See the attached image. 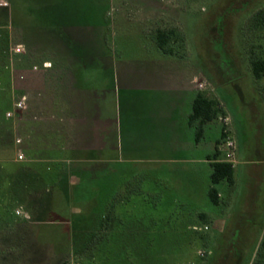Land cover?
Here are the masks:
<instances>
[{"label":"rangeland","instance_id":"rangeland-1","mask_svg":"<svg viewBox=\"0 0 264 264\" xmlns=\"http://www.w3.org/2000/svg\"><path fill=\"white\" fill-rule=\"evenodd\" d=\"M26 1L33 0H0V264H264V214L214 204L205 168L196 182L181 177L185 198L174 200L173 170L194 165L159 159L169 129L150 116L170 104L152 85L173 69L156 62L199 66L204 94L223 109L210 124V144L221 123V149L230 136L238 158L254 162L245 170L257 180L264 76L255 77L252 60L264 59V0H96L106 23L97 28L95 62L86 81L65 88L55 73L43 75V62L63 55V39L42 37L39 10ZM159 31L169 33L164 49ZM144 82L147 89H138ZM21 95L23 110L14 105ZM105 125L108 132H98ZM93 140L102 147L89 149ZM220 157L227 159L224 150ZM27 167H44L46 180L30 179L29 195L13 190L17 181L8 190L11 175ZM83 168L94 172L81 178ZM182 202L209 217L182 218Z\"/></svg>","mask_w":264,"mask_h":264},{"label":"crops","instance_id":"crops-1","mask_svg":"<svg viewBox=\"0 0 264 264\" xmlns=\"http://www.w3.org/2000/svg\"><path fill=\"white\" fill-rule=\"evenodd\" d=\"M26 2L29 4L28 7L32 8V5L34 7L37 6L36 9L39 10L36 25L43 32L42 37L51 36L63 39V44L59 46L58 53H62L64 56L61 55V58L56 62L52 59H47L45 62L50 63V66L45 67L43 62V75L49 77L50 74L55 73L57 83L64 88L72 81L73 83H77V80H80L81 83H83L82 81H86L88 75L86 76L85 72L90 70L97 54L94 51L96 35L99 32L97 28H102V25L106 23L104 10H101V7L104 8L105 6L99 4L96 0H33L32 2ZM30 8L29 10H31ZM156 64H160L163 67L169 66L173 69L162 72L161 81L156 85L151 84L155 90L170 95V104L162 107L159 114L157 112L150 114L162 128L169 129L168 137L163 138L162 140L164 141L157 147L160 152L159 159L167 157L172 163H189L194 165V169L191 171L184 169L173 170L174 178L171 181L174 184L171 186V192L174 194V200L178 202L185 198L183 187L179 188V183L188 181V178L181 179V177L187 176L189 173L193 175L189 180L196 182L198 181V172L202 168H205L209 175L210 184L207 189L209 197V189L212 185V162L214 161L211 156L216 150H222L221 142L219 143L222 140V125L221 123L219 125L220 138L216 139L211 145L208 133L211 122L216 120V118L202 125L200 135H198L201 126L200 119H190V116L194 112L195 98L199 92L204 93V77H206V74L199 66H194L193 64L171 60H159ZM138 85V89H147L145 82ZM85 86H83V92H87L89 89ZM88 108L90 109H87V111H91V105ZM228 119L229 116H226L225 121ZM218 120H221L220 116ZM107 127L105 125L99 131L95 128V132L104 130L106 133L108 132ZM92 128L89 129L90 133H94ZM91 143L93 145L89 149L102 147L100 145L101 142L98 143V141L93 140ZM94 144L99 145L94 146ZM238 154L239 151H237L236 159L234 160V182L232 185L228 183L230 189L226 190V181L217 184H224L221 189L217 187L219 190L218 205L225 204L226 207L234 206L238 213L262 215L264 214V169L260 168L257 170L262 172V174L256 177L257 180H253L254 176L245 170V166L254 164V162L244 161L238 158ZM261 163L258 162L257 164ZM155 179L162 182L161 177ZM187 205V202H182V204L177 206L181 208V211L175 213L182 216V218H186L188 214L194 213H197L203 219L209 217L205 212H196V210L193 211L192 209L187 210ZM257 219L253 218V221L256 222L258 221ZM259 229V239L262 240L264 236V220Z\"/></svg>","mask_w":264,"mask_h":264},{"label":"trees","instance_id":"trees-1","mask_svg":"<svg viewBox=\"0 0 264 264\" xmlns=\"http://www.w3.org/2000/svg\"><path fill=\"white\" fill-rule=\"evenodd\" d=\"M22 3H25V1H22ZM168 38H169V33L165 31H159L157 35V45L159 46V48L161 49L165 48V44ZM252 70L256 78L258 79L262 78L264 76V59H253L252 60ZM221 112H223V109L219 107V102L217 99L209 97L202 92H199L194 101V112L190 116L191 120L200 119L201 126L198 131V135H200L202 131V125L206 123L207 121H211L217 118ZM224 136H225L224 132H222V138ZM220 142L221 140L219 141V143ZM211 158L214 161L212 162V167H213L212 168L213 170L211 173L212 185L209 189V197L213 203L218 204L219 203V190L216 185L221 183L222 181H226L231 185L233 184L234 182V163L220 157L219 150H216L215 153L211 156ZM27 169L28 171L26 170V173L23 176L21 174H18L15 176L11 175V179L8 181L9 182V186L7 187L8 190H12L11 189L12 184L14 185V182L17 181V182H20L21 186L17 188H13V190L14 191L19 190L21 193H24L23 191H25L26 189L27 190L26 193L29 195L26 185L29 184L30 179L43 178L44 180H46L44 177L45 175H43L45 171L44 167H41L40 171H38L37 169L34 170L31 167H27ZM92 171L88 168H83L81 169V172L79 173V175H81L80 177L82 178L85 174L89 172L91 173ZM3 181H5V179ZM105 204L108 207V203H104L103 206ZM103 206H100L97 212L95 211L94 212L99 213L98 211H101ZM262 245L264 246V236L262 239Z\"/></svg>","mask_w":264,"mask_h":264},{"label":"built area","instance_id":"built-area-1","mask_svg":"<svg viewBox=\"0 0 264 264\" xmlns=\"http://www.w3.org/2000/svg\"><path fill=\"white\" fill-rule=\"evenodd\" d=\"M51 64L48 63V62H44V66H50ZM35 68H37V66H35ZM27 100H28V97L27 95H21L17 100L16 102L14 103L15 107L18 108L19 110H23V109H26L27 108ZM7 116L10 117L14 114L13 111H8L7 113ZM18 141H20L18 139ZM222 150H224L225 154H226V157L228 161H233L234 158H235V154H236V150H237V145L235 143V141L230 137V136H227L226 137V141H225V147L224 149L222 148ZM18 158L19 159H23L24 158V153L19 150L18 151ZM25 216H28L27 213H25ZM195 228H197L195 226ZM200 254L204 255V252H200Z\"/></svg>","mask_w":264,"mask_h":264}]
</instances>
